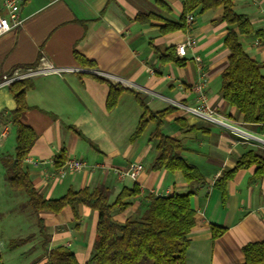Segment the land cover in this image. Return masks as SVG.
Instances as JSON below:
<instances>
[{
  "label": "crops",
  "instance_id": "obj_1",
  "mask_svg": "<svg viewBox=\"0 0 264 264\" xmlns=\"http://www.w3.org/2000/svg\"><path fill=\"white\" fill-rule=\"evenodd\" d=\"M4 2L0 0L2 14H6ZM234 3L237 12L246 14L256 29L264 31V0ZM20 5L22 25L0 37V81L17 67L60 70L31 77L33 87L26 96L30 109L24 120L38 137L25 167L37 190L47 198H58L69 189L104 185L112 203L124 187L138 184L140 194L130 199L131 206L113 211L119 222L142 216L152 194L189 191L191 185L182 171L153 168L157 140L150 137L155 122L150 121L141 135L131 138L143 113L133 91L140 92L153 111L176 107L164 119L162 131L181 140L184 158L197 166L204 178L192 185L197 190L190 200L195 225L189 234L187 264L243 263L244 245L264 240V173L257 175L255 165L236 170L225 184V194L215 183L245 152L264 154V147L170 101L202 107L194 85L204 81L205 104L231 125L264 138V128L245 123L242 113L228 105L220 92L221 75L230 55L224 43L227 25L221 21L224 10L194 12L189 30L164 31L168 21H179L183 0H20ZM139 13L158 17L143 22L137 19ZM188 34L196 44L194 50H188L184 64L161 58L156 48L177 46ZM238 40L252 58L264 63V40L241 33ZM76 53L84 59L78 60ZM196 55L203 59L202 70L194 59ZM112 85L126 90L115 107L108 109ZM15 107L9 87L0 86V113L4 112L0 133L4 127L8 129L0 143V264H35L45 256L40 246L46 241L48 248L66 245L77 254L80 264H86L96 239V210L79 205L78 219L69 206L60 213H40L48 239L38 221V240L33 233L20 236V229L15 230L13 221H8L7 202L13 193L5 179L2 159L15 154L16 130L6 117ZM61 155L65 161L84 159L87 166L60 177L56 175L59 166L53 163ZM132 163L144 166L138 178H119L117 170L127 169ZM212 224L226 231L214 239ZM27 237L30 240L20 246H10L12 240ZM29 252L32 257L26 255Z\"/></svg>",
  "mask_w": 264,
  "mask_h": 264
},
{
  "label": "trees",
  "instance_id": "obj_2",
  "mask_svg": "<svg viewBox=\"0 0 264 264\" xmlns=\"http://www.w3.org/2000/svg\"><path fill=\"white\" fill-rule=\"evenodd\" d=\"M163 4V3H161ZM163 6H165L163 4ZM222 8L221 18L227 25L224 43L230 51L228 64L221 75L220 92L228 105L236 107L243 115L247 124H259L264 128V63L252 58L238 40V34L255 35L264 40V31L256 29L250 18L235 10L234 0H183V10L178 22L168 21L164 31L184 29L189 30L188 15L194 12L203 13L208 10ZM155 14L139 13V21H150L157 18ZM165 61H173L179 65L186 62L185 57H179L176 46L163 50L156 48ZM78 60L84 58L76 53ZM33 87L30 78L13 82L9 90L16 101V107L9 111V119L16 130L15 154L2 159L5 167V179L13 190H24L28 203L38 216L40 231L44 234V219L42 212L60 213L65 207H71L75 218H79V205H85L98 212L96 239L93 251L86 264H187V251L190 245L189 234L195 225V210L191 206V196L197 190L192 188L196 182L203 181V175L197 166L190 164L183 156L184 146L181 140L163 133L164 119L175 106H169L159 111H153L144 101L140 92L133 91L137 101L143 108L142 116L132 139L141 135L150 121L156 127L151 134V140H157V156L153 163L155 170L182 171L185 179L191 185L185 193L174 192L169 195L150 196V204L142 216L127 218L119 222L113 216L116 209L126 210L132 204L130 199L140 194L138 184L132 188L124 187L114 202H109L110 191L104 185L94 189L85 187L80 190L69 189L58 198H47L34 185L25 160L37 140L36 130L24 120L25 113L30 109L27 102V92ZM126 90L121 85H112L107 107L112 109L118 102L121 93ZM4 112L0 113L2 118ZM73 129L75 127L71 126ZM75 131L80 134L79 131ZM65 162L61 155L56 164ZM256 167V174L264 173V154L248 150L237 161L233 168L226 169L223 176L215 183L225 194V184L234 172L241 168ZM226 231V228L212 224V237L216 239ZM45 238L48 236L44 234ZM29 238H18L10 242L17 247ZM44 244L45 256L35 264H80L77 254L66 245L48 248ZM245 260L240 264H264V240L249 242L243 247Z\"/></svg>",
  "mask_w": 264,
  "mask_h": 264
},
{
  "label": "built area",
  "instance_id": "obj_3",
  "mask_svg": "<svg viewBox=\"0 0 264 264\" xmlns=\"http://www.w3.org/2000/svg\"><path fill=\"white\" fill-rule=\"evenodd\" d=\"M4 7L6 10V14H2L0 11V37L10 31L12 28L22 25L24 19L21 16V5L20 0H5ZM194 22V15H188V23L191 26ZM195 39L192 35L188 34L184 41L178 43L176 46V51L179 57H186L188 50L195 48ZM195 61L198 63L199 70H202L203 67V59L201 56L196 55L194 57ZM51 71L60 72L59 69H54L51 67H17L13 69L10 73H6L3 75L0 86H10L13 82L21 79L31 78L40 74H47ZM205 82L199 81L194 85V89L198 93L199 100L202 101V107H185L182 104L176 103L174 100L170 99L177 106L179 105L183 109H187L192 114L204 118L205 120L220 124L230 128L237 136L242 137L244 139H251L260 142L264 147V138L254 135L242 128L231 125L219 115H217L212 108L206 103V94H205ZM8 133L7 127H4L0 133V143L4 137H6ZM56 165V162L53 163ZM87 164L84 159L81 158H73L66 160L61 166L57 167L56 175L60 177H65L69 173H76L84 168H86ZM144 170V166L141 163H132L127 169L117 170V175L119 178L124 179L126 177H130L134 180L138 178L140 173Z\"/></svg>",
  "mask_w": 264,
  "mask_h": 264
},
{
  "label": "rangeland",
  "instance_id": "obj_4",
  "mask_svg": "<svg viewBox=\"0 0 264 264\" xmlns=\"http://www.w3.org/2000/svg\"><path fill=\"white\" fill-rule=\"evenodd\" d=\"M10 188V187H9ZM10 192L13 193V198L8 199L7 206L9 209V213L7 216L8 221L12 220L14 223V228L20 229L18 234H21L20 236H26L28 234L33 233L34 240H38V234L39 231L38 228H36L37 225V214L36 212L32 209V207L28 203V196L24 190H13L9 189ZM137 216H133L132 218H136ZM17 234V235H18ZM31 238V237H30ZM30 240V239H29ZM41 252L42 255L45 253L44 252V244L41 242ZM39 247V248H40ZM26 255H31L33 256L32 252L27 253ZM32 263V261L30 262Z\"/></svg>",
  "mask_w": 264,
  "mask_h": 264
}]
</instances>
